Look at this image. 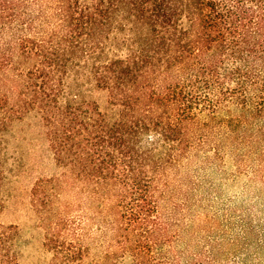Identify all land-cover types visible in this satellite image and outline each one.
I'll list each match as a JSON object with an SVG mask.
<instances>
[{
  "label": "trees",
  "instance_id": "obj_1",
  "mask_svg": "<svg viewBox=\"0 0 264 264\" xmlns=\"http://www.w3.org/2000/svg\"><path fill=\"white\" fill-rule=\"evenodd\" d=\"M32 115L62 169L36 180L32 206L85 187L104 231L90 258L49 230L57 264H264L261 192L232 233L168 192L192 153L247 156L264 188V0H0V195L24 170L15 129ZM10 231L0 264H17Z\"/></svg>",
  "mask_w": 264,
  "mask_h": 264
},
{
  "label": "rangeland",
  "instance_id": "obj_2",
  "mask_svg": "<svg viewBox=\"0 0 264 264\" xmlns=\"http://www.w3.org/2000/svg\"><path fill=\"white\" fill-rule=\"evenodd\" d=\"M93 94L104 103V94L96 91ZM15 130L24 170L11 176L1 191L0 224L11 230L7 234L12 237L10 253L16 252L17 264H57L45 243L47 232L53 229H60L73 242L80 238L91 245L90 258L101 253L104 231L98 228L95 235L92 233L96 229L94 223L101 217L95 216L99 209L84 192L87 188L82 190L78 185L63 184L51 210L32 206L31 188L36 180L57 175L62 169L53 160L44 129L36 116L25 118ZM237 162L231 155L204 160L202 153H192L172 169L168 192L181 208L214 215L215 222L223 221L232 233L238 223L237 215L246 210L253 194L261 192L264 196L261 183L258 182L257 188L254 186L253 176L259 173L257 163L247 156L241 167H236ZM58 216L66 221L57 223Z\"/></svg>",
  "mask_w": 264,
  "mask_h": 264
}]
</instances>
